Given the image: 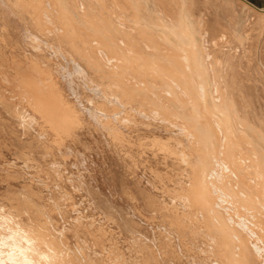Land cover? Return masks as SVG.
Wrapping results in <instances>:
<instances>
[{"label":"rangeland","instance_id":"1","mask_svg":"<svg viewBox=\"0 0 264 264\" xmlns=\"http://www.w3.org/2000/svg\"><path fill=\"white\" fill-rule=\"evenodd\" d=\"M47 1L44 0V3L47 7H50L51 2ZM82 1L71 0V3L81 6ZM105 1L109 6L112 4L111 0ZM116 1L121 5L123 3V6L126 2V0ZM137 1L140 3L139 14H142L141 17L144 16L142 20L146 16L148 26L151 27V32H154L152 33V35L154 34L153 41H157L154 42L151 51L153 54H158L169 47H165L168 44L162 39L163 35L161 34L163 31L160 30L162 29L160 24L168 16L177 14L181 0ZM12 2L13 0H0V27L3 29L1 31L0 28V34L2 33L0 35V46L2 45L0 47V116H2L0 117V166H3L0 167V194L2 193L0 195V219L8 220L11 218L10 221L15 222L17 220L15 223L20 222L23 224L20 225L24 228L28 223L27 228L40 229L39 231L45 233L44 235L48 237V240L50 237L51 243L59 252L65 249V252L61 253L66 256L67 261L69 260V264H104V262L105 264H139L137 262H140V264H153L154 262V264H231L232 262L236 264H264V240L261 239L258 233V228L262 226L261 224H264V219L261 218V215L264 216V207L262 206L264 195L261 193L264 184V17L261 12L264 8V5L262 6L264 0H186L185 6L196 28L195 39L198 44L196 58L200 66L206 64V74L208 73L206 83L210 91L207 90V92L211 95L206 96V104H210L209 96L217 97L215 94H219L220 101L216 99L215 102L217 104L219 102L217 105L219 109H223L228 113L231 126L227 128L221 125L219 133L209 132L212 139L198 142L194 146L193 139L185 129L186 123L190 122L188 118L190 119L193 105L191 102L187 105H181L177 102L178 99H191L190 92L181 87L179 83L172 82L164 74L154 73L151 89L158 92L151 91L152 95L154 93L152 96L154 100L153 108L151 107L148 113L142 114V111L133 107L135 111L134 130L129 133L127 129L122 128L125 135H131L129 137L131 144L129 146L123 144V147L113 143L107 132L96 122L95 114H93L94 107L88 102V98H95L99 94L98 86L96 82L90 81L92 80L91 76L84 68L79 70L76 67V63L79 64V62L75 56L70 55V52L63 48L64 46L59 41L60 36L57 33L56 24H53L54 26L50 28V31L38 30V32L36 28L33 29L28 24L29 20L26 14L20 15L18 18V14L12 9ZM253 7L256 8L253 9ZM257 8H259V12L256 11ZM117 11L121 15L129 13L122 9ZM154 11L156 12L154 13ZM150 15L153 17H150ZM154 16H157V18ZM152 20L155 21L156 26ZM258 24L262 25L263 29ZM5 25L6 27H4ZM257 28L260 30L257 31ZM155 34L158 39L155 38ZM33 35L37 36L33 37ZM52 37L55 39H52ZM38 42H42L43 46L42 43ZM4 45L10 48L5 49ZM56 55L58 56L56 57ZM13 56H16V59ZM30 61L40 63V68L45 65L46 67L44 66V69H42L48 71L57 81V85L65 97L83 113L88 126L74 138H65L54 142L53 132L42 127L43 124L38 116L32 114L31 109L24 102L12 96V84L1 79L2 73L12 76V69L16 64L24 68ZM168 84L172 88L175 87V89L173 88L177 99H173L175 101L168 99V92L165 91L168 89ZM165 86L166 89H163ZM177 89H180L181 93ZM187 91L189 93H185ZM155 94L157 95L155 96ZM185 94L188 95L185 96ZM157 96L161 99L156 98ZM155 100L158 101V104H155ZM22 106L25 108V112ZM194 106L197 107L196 112L199 111V114L202 107ZM168 108L170 109L168 110ZM14 109H17L20 114L25 113L26 116L28 115L27 117L33 118L32 116H35L36 118L23 126L21 120L14 115L16 112ZM171 110L175 112L172 114L173 117H171ZM180 117L182 121H180ZM175 125L176 127H174ZM196 129L198 133L203 135L204 131L200 125L196 126ZM228 131H230V134ZM230 135L231 141L228 139ZM177 136L181 137L178 138ZM186 142L188 143L185 144ZM42 146H44V149ZM231 148L233 149L232 152ZM210 150L211 152H209ZM182 151H185L188 155L183 160L180 157ZM238 155L242 157L239 156L240 158H238ZM225 160L226 162H223ZM240 161L242 162L240 163ZM238 162L240 165L237 164ZM8 163L13 165L9 166ZM51 177L53 178L51 179ZM248 177L251 179L250 181ZM26 178L29 182L31 181V184L27 182ZM45 178L46 180H44ZM54 184H57V186ZM189 184L201 188L199 192L194 188H190V194L196 195L195 205L193 206L187 204L184 196V190L188 188ZM260 193L261 195H259ZM254 195H256L255 201L258 205L256 203H252L250 207L243 205V209L240 206L239 210L244 211H239L240 215H238L235 212L236 204L240 203L241 199H246L248 196L253 197ZM56 202L59 204L57 205ZM184 202L185 204H183ZM248 212L250 216H248ZM245 213H247V216L244 215ZM192 214L196 217H192ZM182 215L186 217L184 218ZM181 217L185 219L184 222L181 221ZM190 217H192L191 220ZM259 221L261 226L251 225L252 222ZM82 227L89 230L86 231ZM99 228L105 232H102ZM90 234L94 237L95 242ZM245 234L252 245V248H249L250 252L247 260H245L246 257L238 255L237 247V241L240 239H242V242H240L242 246H246V243H248L245 241ZM103 248L105 251L102 250ZM141 252L142 254H140Z\"/></svg>","mask_w":264,"mask_h":264},{"label":"bare ground","instance_id":"2","mask_svg":"<svg viewBox=\"0 0 264 264\" xmlns=\"http://www.w3.org/2000/svg\"><path fill=\"white\" fill-rule=\"evenodd\" d=\"M51 2L50 7H47L44 0H13L12 9L20 15L26 14L28 16V24L36 30L40 31H50V28L56 24L57 33L60 36L59 41L63 45L70 55H74L79 64L76 63V67L79 70L83 68L90 74V81L96 82L98 86V95L95 98H88V102L94 107V113L96 122L101 125L102 129L107 132L113 143L119 147H123V144L130 145L131 135H125L123 129H127L128 132L132 133L134 126V109H138L144 113H148L154 104L153 91L152 88V75L154 73L159 75L164 74L172 82L175 81L179 83L181 87L188 90L185 93H189L191 96L189 100L187 99H176L174 90L171 85L165 90L168 93L169 100H177L181 105L191 104L193 105L192 113L189 116L190 121L186 123L185 129L187 134L193 139V145L195 146L198 142L208 141L212 139L210 136V131L219 133L220 127L226 126L227 128L231 126L230 119L228 118V113L223 109H219L218 104L215 102L219 100V94L217 97L208 98L211 100L210 104H206V96H208V85L206 80V67L205 65L200 66L196 58L197 52V41L195 39L196 28L189 17V12L186 5V0H181L180 7L178 8L177 14L174 16H168L167 19L160 24V29L163 31L162 39L169 46L163 49L158 54H153L151 51L155 40L153 41V36L151 32V27L148 26V22L142 20V14H139L140 3L137 0H126L125 5L119 4L116 0H111L112 4L107 5L105 0H83L81 6L71 3V0H48ZM47 1V2H48ZM73 1V0H72ZM123 1V0H122ZM149 1V0H148ZM190 1V0H189ZM3 2V1H2ZM46 2V1H45ZM152 2V1H151ZM121 3V1H120ZM142 3V2H141ZM150 3V2H149ZM260 3V2H259ZM49 4V3H48ZM147 4V3H145ZM262 4V3H261ZM151 5V4H150ZM258 5V4H256ZM264 3L262 4V6ZM8 6V5H7ZM49 6V5H48ZM144 6V4H143ZM148 6V5H147ZM145 7V6H144ZM153 7V6H152ZM155 7V6H154ZM193 7V6H192ZM257 7V6H256ZM255 7V8H256ZM149 8V7H148ZM253 7V9H255ZM4 9V8H3ZM118 9L126 10L129 13L126 15H121ZM143 9V8H142ZM152 9V8H151ZM157 9V8H156ZM155 9V10H156ZM259 8H257V12ZM10 10V8H9ZM146 10V9H144ZM150 10V9H149ZM4 11V10H3ZM12 11V10H11ZM153 11V10H151ZM150 11V13H151ZM254 10V12H256ZM261 11V10H260ZM143 12V11H142ZM156 11H154L155 13ZM159 12V11H158ZM264 17V8L261 11ZM1 13V12H0ZM11 13V12H10ZM13 13V12H12ZM119 13V14H118ZM122 13V12H121ZM160 13V12H159ZM162 13V12H161ZM160 15V14H159ZM162 15V14H161ZM164 15V14H163ZM162 15V16H163ZM8 16V15H7ZM16 16V15H15ZM25 16V17H26ZM149 16V14H148ZM158 16V15H157ZM157 16H154L157 18ZM161 16V17H162ZM192 16V15H191ZM6 17V16H5ZM4 17V18H5ZM150 17H153L150 15ZM262 17V16H261ZM260 17V18H261ZM262 17V18H263ZM17 18V19H18ZM160 18V16H159ZM150 20L149 18H147ZM7 20V19H6ZM156 20V19H155ZM158 20V19H157ZM2 21V20H1ZM153 21V20H152ZM161 21V20H160ZM159 21V22H160ZM198 21V19H197ZM263 21V20H261ZM260 21V22H261ZM155 24V21H153ZM151 22V23H153ZM259 22V20H258ZM12 23V21H11ZM196 23V22H195ZM9 24V23H8ZM14 24V23H13ZM22 24V23H21ZM263 24V23H262ZM151 25V24H149ZM158 25V24H157ZM2 26V25H1ZM9 26V25H7ZM29 26V27H30ZM156 26V24H155ZM258 26H260L258 24ZM262 26V25H261ZM260 26V27H261ZM264 26V25H263ZM6 27V25L4 26ZM154 27V26H153ZM1 28V27H0ZM20 28V27H19ZM155 28V27H154ZM259 28V27H258ZM257 28V31L260 30ZM262 28V27H261ZM13 29V28H12ZM25 29V28H24ZM156 29V28H155ZM263 29V28H262ZM3 29L1 28V31ZM35 30V31H36ZM264 30V29H263ZM261 30V31H263ZM7 31V30H6ZM27 31V30H26ZM159 31V28H158ZM4 32V31H3ZM9 32V31H8ZM7 32V33H8ZM20 32V31H19ZM24 32V31H22ZM39 32V31H38ZM10 33V32H9ZM42 33V32H40ZM39 33V34H40ZM50 33V32H49ZM53 33V32H52ZM55 33V32H54ZM159 33V32H158ZM263 33V32H261ZM2 34V33H1ZM0 34V35H1ZM29 34V32H28ZM27 34V35H28ZM38 34V33H37ZM45 34V32H44ZM47 34V33H46ZM157 34V33H156ZM155 34V36H156ZM11 35V34H10ZM48 35V34H47ZM45 35V36H47ZM51 35V34H50ZM25 36V35H24ZM30 36V34H29ZM32 36V35H31ZM37 36V35H33ZM42 36V35H41ZM57 36V35H56ZM54 36V37H56ZM9 37V35H8ZM44 37V36H43ZM51 37V36H50ZM52 37V39L54 38ZM222 37V36H220ZM225 37V36H224ZM3 38V37H2ZM39 38V37H38ZM157 38V36L155 37ZM13 39V38H12ZM29 39V38H28ZM33 39V38H32ZM31 39V40H32ZM55 39V38H54ZM158 39V38H157ZM156 39V40H157ZM239 39V38H238ZM57 40V39H56ZM221 40V39H220ZM225 40V38H224ZM1 41V40H0ZM33 41V40H32ZM36 41V40H35ZM34 41V42H35ZM38 41V40H37ZM41 41V40H40ZM58 41V40H57ZM228 41V40H227ZM239 41V40H238ZM258 41V39H257ZM157 42V41H156ZM155 42V43H156ZM223 42V41H222ZM260 42V41H259ZM263 42V41H262ZM6 43V42H5ZM4 43V44H5ZM15 43V42H14ZM30 43V42H28ZM33 43V42H31ZM40 43V42H38ZM42 43V42H41ZM40 43V44H41ZM46 43V42H45ZM227 43V42H226ZM36 44V42H35ZM48 44V43H47ZM58 44V43H57ZM225 44V43H224ZM261 45V44H260ZM259 45V46H260ZM2 46V45H1ZM0 46V47H1ZM6 47V45H4ZM13 46V45H12ZM18 46V45H17ZM36 46V45H35ZM41 46V45H40ZM43 46V43H42ZM41 46V48H42ZM258 46V47H259ZM28 47V46H27ZM257 47V49H258ZM4 48V47H3ZM2 48V49H3ZM10 48V47H9ZM5 48V49H9ZM16 48V47H15ZM29 48V47H28ZM36 48V47H34ZM40 48V47H39ZM58 48V47H57ZM154 48V47H153ZM256 48V47H255ZM17 49V48H16ZM15 49V51H16ZM20 49V48H18ZM31 49H33L31 47ZM46 49V48H45ZM59 49V48H58ZM256 49V50H257ZM4 50V49H3ZM22 50V49H21ZM54 50V49H53ZM63 50V49H62ZM255 50V51H256ZM25 51V50H24ZM48 51V50H47ZM46 51V53H47ZM50 51V50H49ZM55 51V50H54ZM264 51V50H263ZM8 52V50H7ZM6 52V53H7ZM22 52V51H21ZM2 53V52H1ZM5 53V52H4ZM20 53V52H19ZM27 53V51H26ZM45 53V54H46ZM61 53V52H58ZM264 53V52H263ZM16 54V53H15ZM23 54V53H22ZM25 54V53H24ZM23 54V55H24ZM51 54V53H50ZM49 54V55H50ZM52 55V54H51ZM60 55V54H58ZM56 55V57L58 56ZM259 55V54H258ZM12 56V55H11ZM63 56V55H62ZM14 57V56H13ZM27 57V56H26ZM31 57V56H30ZM48 57V55H47ZM68 57V56H67ZM209 57V56H208ZM22 58V57H21ZM52 58V57H51ZM254 58V57H253ZM258 58V57H257ZM255 58V59H257ZM16 59V56L14 57ZM63 59V58H62ZM67 59V58H66ZM69 59V58H68ZM18 60V59H17ZM58 60V59H57ZM60 60V59H59ZM213 60V59H212ZM13 61V60H12ZM20 61V60H19ZM23 61V60H22ZM40 61V60H39ZM38 61V62H39ZM52 61V60H51ZM50 61V62H51ZM68 61V60H67ZM70 61V60H69ZM211 61V60H210ZM24 62V61H23ZM37 62V61H36ZM35 61H30L24 68L20 67L18 64L12 69V76L2 73L1 79L4 82L12 84V96L16 97L21 102H24L27 107L32 111V114L38 116L42 127L53 132L55 139L54 142L63 140L65 138H74L80 131L88 126V122H85L84 115L75 106L74 103L65 97L62 90L58 87L57 81L48 73V71L43 70L44 66L40 68V63L37 64ZM41 62V61H40ZM57 62V61H56ZM63 62V61H62ZM73 62V61H72ZM214 62V61H213ZM216 62V61H215ZM47 63V62H46ZM54 63V62H53ZM219 63V61H218ZM22 64V63H21ZM209 64V63H208ZM212 64V62H211ZM214 64V63H213ZM9 65V64H8ZM69 65V64H68ZM74 65V64H73ZM72 65V66H73ZM50 66V65H49ZM5 67V66H4ZM10 67V66H9ZM46 67V66H45ZM74 67V66H73ZM75 67V68H76ZM8 68V66H7ZM13 68V67H12ZM50 68V67H49ZM10 69V68H9ZM72 69V68H71ZM211 69V68H209ZM214 69V68H213ZM9 71V70H7ZM50 71V70H49ZM59 71V70H58ZM69 71V70H68ZM74 71V70H73ZM208 71V70H207ZM211 71V70H210ZM51 72V71H50ZM213 72V71H212ZM77 74V72H75ZM52 74V72H51ZM73 74V73H72ZM215 74V73H214ZM54 75V74H53ZM75 75V74H74ZM212 75V74H211ZM89 76V77H90ZM209 76V75H208ZM214 76V75H213ZM58 77V76H57ZM77 77V76H76ZM83 76L81 75V78ZM207 77V79H206ZM79 78V77H78ZM162 78V77H161ZM59 79V78H58ZM57 79V80H58ZM163 79V78H162ZM211 79V78H210ZM85 80V79H84ZM154 80V79H153ZM62 81V80H61ZM75 81V80H74ZM155 81V80H154ZM160 81V80H159ZM170 81V82H171ZM164 82V81H163ZM174 82V83H175ZM86 83V82H85ZM159 83V82H158ZM65 84V83H64ZM165 84V83H164ZM167 84V83H166ZM71 85V84H70ZM93 85V84H90ZM173 85V84H172ZM89 86V85H88ZM164 86V85H163ZM162 86V87H163ZM179 86V85H178ZM177 86V87H178ZM94 87V86H93ZM180 87V86H179ZM180 87V89H181ZM75 88V87H74ZM154 88V84H153ZM161 89V88H160ZM159 89V90H160ZM166 89V86L165 88ZM177 89L178 92H180ZM70 90V89H69ZM79 90V89H78ZM162 90V89H161ZM183 90V89H182ZM181 90V91H182ZM155 91V90H154ZM153 91V92H154ZM72 92V91H71ZM156 93L158 91H155ZM177 92V91H176ZM184 92V91H183ZM70 93V92H68ZM87 93V92H85ZM181 93V92H180ZM66 94V93H65ZM94 94V93H93ZM3 95V94H2ZM75 95V94H74ZM92 95V94H91ZM89 95V96H91ZM157 94H155L156 96ZM161 95V94H160ZM166 95V94H165ZM178 95V94H177ZM188 95V94H187ZM185 94V96H187ZM211 95V94H210ZM214 95V94H213ZM79 96V95H77ZM154 96V97H155ZM159 96V94H158ZM156 98H160V97ZM180 96V94H179ZM182 96V95H181ZM74 97V96H73ZM84 97V96H83ZM163 97V96H161ZM178 97V96H177ZM211 97V98H210ZM15 98V99H16ZM77 98V97H76ZM85 98V97H84ZM183 98V97H181ZM187 98V97H186ZM2 99V98H1ZM6 99V98H5ZM100 99V100H98ZM161 99V98H160ZM167 99V97H166ZM222 99V98H221ZM7 100V99H6ZM75 100V99H74ZM165 100V99H163ZM173 100V101H175ZM9 101V100H8ZM168 101V100H167ZM16 102V101H15ZM20 102V103H21ZM158 102V101H157ZM155 100V104L157 103ZM163 102V101H162ZM160 102V103H162ZM176 102V103H177ZM18 103V102H17ZM223 103V102H222ZM22 104V103H21ZM19 104V105H21ZM85 104V102H84ZM158 104V103H157ZM164 104V103H163ZM168 104V103H165ZM4 105V104H3ZM2 105V106H3ZM18 105V106H19ZM194 105L202 107L200 113L196 112ZM24 106V105H23ZM22 106V107H23ZM17 107V106H16ZM26 107V108H27ZM92 107V108H93ZM157 107V105H156ZM155 107V108H156ZM168 107V106H167ZM183 107V106H182ZM1 108V107H0ZM153 108V107H152ZM161 108V107H160ZM163 108V107H162ZM18 109V108H17ZM17 109L14 115H16L23 126H26L31 122L35 116L27 117L24 114L18 113ZM22 109V108H20ZM24 112L25 108L23 107ZM28 109V108H27ZM170 108H168L169 110ZM201 109V108H200ZM29 111V110H27ZM3 112V111H2ZM1 112V114H2ZM30 112V111H29ZM27 112V113H29ZM163 112V111H162ZM171 117H173V110H171ZM186 112V111H185ZM244 112V111H243ZM165 113V112H164ZM175 113V112H174ZM188 113V112H187ZM160 114V113H159ZM169 114V113H168ZM167 114V115H168ZM178 114V113H177ZM185 114V113H184ZM149 115V114H148ZM147 115V116H148ZM155 115V114H154ZM157 115V114H156ZM182 115V113H181ZM8 116V115H7ZM162 117L161 115H157ZM164 116V115H163ZM180 116V115H178ZM186 116V115H185ZM215 118L213 119L212 118ZM2 117V116H0ZM143 117V116H142ZM155 117V116H154ZM170 117V115H169ZM183 117V116H182ZM187 117V116H186ZM5 118V117H4ZM12 118V117H11ZM138 118V117H137ZM145 118V117H144ZM153 118V117H152ZM151 118V119H152ZM175 118V116H174ZM181 118V117H180ZM147 119V118H146ZM150 120V118H148ZM162 119V118H160ZM159 119V120H160ZM171 119V118H170ZM154 120V118H153ZM164 120V119H162ZM179 120V119H178ZM184 120V119H183ZM6 121V120H5ZM90 121V119H89ZM155 121V120H154ZM182 121V118L181 120ZM95 122V123H96ZM167 122V121H166ZM178 122V121H177ZM232 122V121H231ZM1 123V122H0ZM171 123V122H170ZM174 123V121H173ZM41 124V125H42ZM144 124V123H143ZM152 124V123H151ZM183 124V123H182ZM185 124V123H184ZM200 125L204 133L201 135L197 132L196 126ZM15 125V124H14ZM91 125V124H90ZM156 125V124H155ZM174 125V124H173ZM177 125V124H176ZM176 125L174 127H176ZM96 126V125H95ZM141 126V125H140ZM178 126V125H177ZM35 127V126H34ZM124 127V128H123ZM150 127V126H149ZM173 127V126H172ZM181 127V126H180ZM225 127V128H226ZM11 128V127H10ZM19 128V127H18ZM24 128V127H23ZM123 128V129H122ZM148 128V127H147ZM155 128V127H154ZM161 128V127H160ZM167 128V127H165ZM183 128V127H182ZM30 129V128H29ZM36 129V128H35ZM136 129V128H135ZM184 129V128H183ZM21 130V128H20ZM43 130V129H42ZM232 130V129H231ZM24 131V130H23ZM30 131V130H29ZM227 131V130H226ZM37 132V131H36ZM46 132V130H45ZM48 132V131H47ZM183 132V131H182ZM185 132V131H184ZM185 132V133H186ZM230 134V131H228ZM226 132V133H228ZM232 132V131H231ZM32 133V132H31ZM34 133V132H33ZM49 133V132H48ZM134 133V132H133ZM11 134V133H10ZM13 134V133H12ZM22 134V133H21ZM148 134V133H147ZM177 134H179L177 132ZM184 134V133H183ZM186 134V135H187ZM227 134V135H229ZM29 135V134H28ZM34 135V134H33ZM37 135V134H36ZM35 135V136H36ZM48 135V134H47ZM167 135V134H166ZM165 135V136H166ZM185 135V136H186ZM226 135V137H227ZM12 136V135H11ZM22 136V135H21ZM43 136V135H42ZM145 136V135H144ZM184 136V135H183ZM223 136V135H222ZM13 137V136H12ZM16 137V136H15ZM44 137V136H43ZM154 137H156L154 135ZM158 137V136H157ZM162 137V135H161ZM178 138L181 136H177ZM189 137V136H187ZM219 137V136H218ZM23 138V137H22ZM25 138V136H24ZM28 139V137H27ZM30 139V138H29ZM35 139V138H34ZM165 139V137H164ZM174 140V138L172 137ZM177 139V138H176ZM229 141L232 140L231 135L228 138ZM16 140V139H15ZM37 140V139H36ZM44 140V138H43ZM110 140V141H111ZM135 140V139H134ZM143 140V139H142ZM141 140V141H142ZM157 140V139H156ZM167 140V138H166ZM171 140V139H170ZM183 140V139H182ZM215 140V139H214ZM219 140V139H218ZM224 140V139H222ZM19 141V140H18ZM29 141V140H27ZM35 141V140H34ZM180 140L178 139V142ZM187 141V140H186ZM213 141V140H212ZM21 142V141H20ZM48 142V141H47ZM165 142V141H164ZM225 142V140H224ZM52 144L51 142H48ZM155 143V142H154ZM170 143V142H169ZM183 143V142H182ZM186 142L185 144H187ZM214 143V142H213ZM12 144V143H11ZM16 144V142H15ZM14 144V145H15ZM25 144V143H24ZM27 144V143H26ZM36 144V143H35ZM173 144V143H172ZM180 144V142H179ZM208 144V143H207ZM216 144V143H215ZM22 145V144H21ZM34 145V144H33ZM57 145V144H56ZM90 145V144H89ZM164 145V144H163ZM175 145V144H174ZM47 146V144H46ZM53 146V145H52ZM58 146V145H57ZM229 146V144H228ZM233 146V145H232ZM44 146H42L43 148ZM65 147V146H64ZM111 147V146H110ZM168 147V146H166ZM216 147V146H215ZM224 147V146H223ZM235 147V146H234ZM29 148V147H28ZM36 148V147H35ZM92 148V147H91ZM154 148V147H153ZM178 148V147H177ZM222 148V147H221ZM33 149V148H32ZM31 149V150H32ZM44 149V148H43ZM54 149V148H53ZM56 149V148H55ZM101 149V148H100ZM176 149V148H175ZM179 149V148H178ZM184 149V148H183ZM218 149V147H217ZM224 149V148H223ZM20 150V149H19ZM47 150V149H46ZM180 150V149H179ZM30 151V150H29ZM172 151V150H171ZM233 149L231 148V152ZM14 152V151H13ZM16 152V151H15ZM42 152V151H41ZM176 152V151H175ZM211 152V150L209 151ZM3 153V152H2ZM30 153V152H29ZM62 153V152H61ZM145 153H147L145 151ZM154 153V152H153ZM208 153V152H207ZM32 154V153H31ZM39 154V153H37ZM119 154V153H118ZM149 154V153H148ZM174 154V153H173ZM222 154V153H221ZM5 155V154H4ZM36 155V154H35ZM45 155V154H43ZM122 155V154H121ZM120 155V156H121ZM161 155V154H160ZM167 155V154H165ZM186 152L182 151L180 153L181 159H185ZM235 155V154H234ZM242 155V154H241ZM238 155V158L242 157ZM29 156V155H28ZM59 156V155H58ZM63 156V155H62ZM240 156V157H239ZM244 156V155H243ZM11 157V156H10ZM14 157V156H13ZM32 157V156H31ZM40 157V156H39ZM123 157V156H122ZM30 158V157H29ZM34 158V157H33ZM46 158V156H45ZM67 158V157H66ZM76 158V157H75ZM14 159V158H13ZM38 159V157H37ZM40 159V158H39ZM244 159V158H243ZM12 160V159H11ZM15 160V159H14ZM13 160V161H14ZM25 160V158H24ZM60 160V159H59ZM203 160V159H202ZM242 160V159H241ZM245 160V159H244ZM9 161V160H8ZM42 161V160H41ZM48 161V160H47ZM63 161V159H62ZM222 161V160H221ZM237 161V160H235ZM11 162V161H9ZM19 162V161H18ZM25 162V161H24ZM68 162V161H67ZM223 162H226L223 161ZM222 162V163H223ZM242 161H240L241 163ZM1 163V162H0ZM17 163V162H16ZM21 163V162H20ZM50 163V162H49ZM52 163V162H51ZM130 163V161H129ZM246 163V162H245ZM5 164V163H4ZM11 166L12 163H8ZM7 164V165H8ZM19 164V163H18ZM32 164V163H31ZM30 164V165H31ZM41 164V163H40ZM47 164V163H46ZM204 164V163H203ZM239 164V162L237 163ZM244 164V163H243ZM13 165V164H12ZM43 165V164H42ZM74 165V164H73ZM240 165V164H239ZM242 165V164H241ZM46 166V165H45ZM52 166V165H51ZM62 166V165H60ZM76 166V165H75ZM198 166V165H197ZM200 166V165H199ZM203 166V165H202ZM3 167V166H0ZM17 167V166H16ZM28 167V166H27ZM32 167V166H31ZM34 167V166H33ZM42 167V166H41ZM48 167V166H47ZM46 167V168H47ZM151 167V166H150ZM10 168V167H9ZM25 168V167H22ZM59 168V167H58ZM57 168V169H58ZM199 168V167H197ZM3 169V168H2ZM14 169V167H13ZM17 169V168H16ZM63 169V168H62ZM134 169V168H133ZM15 170V169H14ZM21 170V169H20ZM37 170V169H36ZM44 170V169H43ZM196 170V169H195ZM258 170V169H257ZM19 171V170H18ZM62 171V170H61ZM228 171V170H227ZM22 172V171H21ZM256 172V170H255ZM11 173V172H10ZM13 173V171H12ZM20 173V172H19ZM24 173V172H22ZM38 174V173H37ZM62 174V173H61ZM161 174V173H160ZM241 174V173H240ZM44 175V174H43ZM78 175V174H77ZM244 175V174H243ZM1 176V175H0ZM23 176V174H22ZM28 176V174H27ZM40 176V175H39ZM68 176V175H66ZM251 176V175H250ZM249 176V177H250ZM259 176V175H258ZM5 177V176H3ZM38 177V176H37ZM214 177V176H213ZM241 177V176H240ZM248 180L250 181L251 179ZM255 177V176H254ZM53 177H51L52 179ZM78 178V177H77ZM251 178V177H250ZM22 179V178H20ZM24 179V178H23ZM27 179V178H26ZM34 179V178H33ZM37 179V178H36ZM41 179V178H40ZM66 179V177H65ZM64 179V180H65ZM257 179V178H256ZM28 180V179H27ZM38 180V179H37ZM46 180V178L44 179ZM69 180V179H68ZM71 180V179H70ZM151 180V178H150ZM13 181V180H12ZM11 181V182H12ZM23 181V180H22ZM26 181V180H25ZM210 181V180H208ZM248 181V182H249ZM256 181V180H255ZM19 182V180H18ZM28 183L29 180L27 181ZM51 182V180H50ZM61 182V181H60ZM64 182V181H63ZM66 182V181H65ZM76 182V181H75ZM196 182V181H195ZM253 182V181H252ZM263 182V181H262ZM261 182V184H262ZM23 183V182H22ZM35 183V182H34ZM55 183V181H54ZM62 183V182H61ZM73 183V182H72ZM83 183V182H82ZM205 183V182H204ZM203 183V184H204ZM31 184V183H30ZM37 184V183H36ZM50 184V183H48ZM145 184V183H144ZM149 184V183H148ZM210 184V182H209ZM249 184V183H248ZM252 184V183H251ZM260 184V183H259ZM257 184V186H259ZM13 185V184H12ZM22 185V184H20ZM24 185V184H23ZM34 185V184H33ZM39 185V184H38ZM57 186V184H54ZM70 185V184H69ZM77 185V183H76ZM80 185V184H79ZM83 185V184H82ZM85 185V184H84ZM256 185V183H255ZM10 186V185H9ZM75 186V185H74ZM78 186V185H77ZM73 187V186H72ZM71 187V188H72ZM79 187V186H78ZM188 188L184 190V196L186 198L187 204L190 206L195 205L196 195L190 194V188H194L197 192L201 191V188L189 184ZM256 187V186H255ZM6 188V187H4ZM48 188V187H47ZM55 188V187H54ZM57 188V187H56ZM184 188V187H183ZM18 189V188H17ZM21 189H23L21 187ZM52 189V188H51ZM74 189V188H73ZM147 189V188H146ZM223 189V188H222ZM258 189V187H257ZM262 192L264 195V184L262 185ZM6 190V189H5ZM12 190V189H11ZM19 190V189H18ZM49 190V189H48ZM148 190V189H147ZM42 191V190H41ZM56 191V190H55ZM54 191V192H55ZM64 191V190H63ZM66 191V190H65ZM64 191V192H65ZM43 192V191H42ZM78 192V190H77ZM183 192V191H182ZM168 193V192H167ZM205 193V192H204ZM259 193V192H258ZM261 193L259 195H261ZM2 194V193H1ZM0 194V195H1ZM59 194V193H58ZM57 194V195H58ZM65 195V194H64ZM170 195V194H169ZM258 195V196H259ZM63 196V195H62ZM203 196V195H202ZM246 196V195H245ZM256 195L248 196L246 199L243 198L238 201L235 206V212L240 215V206L242 209L245 207H250L252 203H256ZM38 197V196H37ZM46 197V196H45ZM205 199L206 196H204ZM60 198V197H59ZM62 198V197H61ZM60 198V199H61ZM64 198V197H63ZM69 198V197H68ZM182 198V197H181ZM231 198V197H230ZM264 198V196H263ZM40 199V198H39ZM70 199V198H69ZM73 199V198H72ZM105 199V198H104ZM133 199V198H132ZM176 199V198H175ZM184 199V198H183ZM199 199V198H197ZM210 199V198H209ZM64 200V199H63ZM81 200V199H80ZM134 200V199H133ZM174 200V199H173ZM3 201V200H2ZM61 201V200H59ZM58 201V202H59ZM66 201V200H65ZM71 201V200H70ZM184 201V200H183ZM228 201V200H227ZM233 201V200H232ZM104 202V201H103ZM40 203V202H39ZM55 203V202H54ZM57 203V202H56ZM82 203V202H81ZM108 203V202H107ZM1 204V203H0ZM5 204V203H4ZM59 203H57L58 205ZM83 204V203H82ZM90 204V203H89ZM185 204V202L183 203ZM234 204V202H233ZM84 205V204H83ZM112 205V204H111ZM258 205V204H257ZM1 206V205H0ZM9 206V205H8ZM7 206V207H8ZM13 206V205H12ZM69 206V205H68ZM75 206V205H74ZM264 207V202L263 205ZM6 207V206H5ZM61 207V206H60ZM72 207V206H70ZM76 207V206H75ZM98 207V206H97ZM74 208V207H73ZM258 208V207H257ZM5 209V208H3ZM41 209V208H40ZM53 209V208H52ZM174 209V208H172ZM185 209V208H184ZM183 209V210H184ZM210 209V208H209ZM255 209V208H254ZM259 209V208H258ZM8 210V209H7ZM10 210V209H9ZM59 210V209H58ZM56 211V210H55ZM85 211V209H84ZM172 211V210H171ZM185 211V210H184ZM211 211V209H210ZM4 212V211H3ZM181 212V211H180ZM179 212V214H180ZM252 212V211H251ZM7 214V211L5 212ZM13 213V212H12ZM15 213V212H14ZM182 213H184L182 211ZM213 213V212H212ZM16 214V213H15ZM185 214V213H184ZM188 214V213H187ZM191 214V213H190ZM14 215V214H13ZM88 215V214H87ZM97 215V214H96ZM181 215V214H180ZM189 215V214H188ZM187 215V216H188ZM192 217H196L193 216ZM213 215V214H212ZM247 216V213L244 214ZM255 215V214H254ZM253 215V216H254ZM7 216V215H5ZM20 217L19 215H16ZM176 216V215H175ZM183 216V215H182ZM248 216L249 212H248ZM13 217V216H12ZM83 217V216H82ZM87 217V216H86ZM89 217V216H88ZM94 217V216H93ZM184 218L186 216H183ZM181 217V219L183 218ZM190 217V220L191 218ZM256 217V216H255ZM258 217V216H257ZM260 217V215H259ZM258 217V218H259ZM16 218V217H15ZM14 218V219H15ZM79 218V217H78ZM81 218V217H80ZM98 218V217H97ZM177 218V217H175ZM264 219V216L261 215ZM11 220V218H9ZM7 219H0V264H67L66 256L63 255L59 250H57L53 243L49 240L41 231L28 227L24 228L23 224L15 223ZM18 219V218H16ZM88 219V218H87ZM187 219V218H186ZM21 220V219H20ZM91 220V219H90ZM178 220V219H177ZM185 219L181 221L184 222ZM170 221V220H169ZM177 222V221H176ZM171 223V222H170ZM259 222H252L253 225L261 226L258 228V233L261 239L264 240V224H259ZM21 224V225H20ZM36 224V223H35ZM175 224V223H174ZM78 225V224H77ZM83 225V224H81ZM98 225V224H97ZM100 225V224H99ZM101 226V225H100ZM73 227V226H72ZM86 227V226H85ZM98 227V226H97ZM39 228V227H37ZM83 228V227H82ZM90 228V227H89ZM84 229V228H83ZM101 229V228H99ZM108 229V228H107ZM225 229V228H224ZM82 230V229H81ZM86 230V229H84ZM89 230V229H87ZM86 230V231H87ZM98 230V229H97ZM102 232L104 231L101 229ZM45 231V230H44ZM80 231V229H79ZM96 231V230H95ZM48 232V231H46ZM82 232V231H81ZM91 232V231H90ZM105 232V231H104ZM238 232V231H237ZM66 233V232H65ZM85 233V231H84ZM110 233V232H109ZM60 234V233H59ZM89 234V233H88ZM99 234V233H98ZM112 234V233H111ZM67 235V234H66ZM79 235V234H78ZM91 235V234H90ZM248 235V234H247ZM53 236V235H52ZM62 236V234H61ZM235 236V235H234ZM246 236V234H245ZM81 237V236H80ZM90 237V236H89ZM91 237H93L91 235ZM98 237V236H97ZM105 237V236H104ZM228 237V236H226ZM55 238V237H53ZM229 238V237H228ZM237 238V237H236ZM57 239V237H56ZM60 239V238H59ZM94 239V237H93ZM99 239V237H98ZM97 239V240H98ZM105 239V238H104ZM144 240V239H143ZM229 240V239H228ZM59 241V240H58ZM99 241V240H98ZM106 241V240H105ZM152 241V240H150ZM246 246H242L240 242L242 239L238 240V255L246 257L248 259L249 250L252 248L250 239L248 236L245 237ZM53 242V241H52ZM90 242V241H89ZM95 242V239H94ZM206 242V241H205ZM81 243V242H80ZM154 243V240H153ZM61 244V242H60ZM100 244V243H99ZM98 244V245H99ZM103 244V243H102ZM146 244V243H144ZM173 244V243H172ZM85 245V244H84ZM88 245V244H87ZM104 245V244H103ZM108 245V244H107ZM106 245V246H107ZM155 245V243H154ZM153 245V246H154ZM177 245V244H176ZM56 246V245H55ZM61 246V245H60ZM59 246V247H60ZM67 246V245H66ZM136 246V245H135ZM92 247V245H91ZM108 247V246H107ZM115 247V246H114ZM138 247V246H137ZM149 247V245H148ZM178 247V246H177ZM186 247V246H185ZM58 248V247H57ZM86 248V247H85ZM100 248V247H97ZM143 248V247H142ZM250 248V249H249ZM61 249V248H59ZM141 249V248H140ZM145 249V248H144ZM191 249V248H190ZM104 250V248L102 249ZM108 250V249H106ZM113 250V249H112ZM137 250V249H135ZM180 250V249H178ZM255 250V249H254ZM68 251V250H67ZM73 251V250H70ZM76 251V249H75ZM105 251V250H104ZM114 251V250H113ZM151 251V250H150ZM158 251V250H157ZM191 251V250H190ZM193 251V249H192ZM202 251V249H201ZM65 252V251H64ZM78 252V251H77ZM81 252V251H80ZM101 252V251H100ZM136 252V251H135ZM147 252V251H146ZM145 252V253H146ZM153 252V251H151ZM198 252V251H197ZM67 253V252H66ZM144 253V252H143ZM91 254V253H90ZM142 254V252L140 253ZM155 254V253H154ZM73 255V253H72ZM80 255V254H79ZM107 255V254H106ZM137 255V254H136ZM163 255V254H162ZM93 256V255H92ZM119 256V255H118ZM141 256V255H140ZM143 256V255H142ZM145 256H147L145 254ZM196 256V255H195ZM81 257V256H80ZM84 257V256H83ZM149 257V256H148ZM160 257V256H159ZM109 258V257H108ZM101 259V258H100ZM116 259V258H114ZM97 260V259H96ZM109 260V259H108ZM122 260V259H121ZM141 260V259H140ZM161 260V259H160ZM93 261V260H92ZM101 262V260H99ZM135 261V260H134ZM241 261V260H240ZM98 262V261H97ZM114 262V261H113ZM121 262V261H120ZM163 262V261H162ZM165 262V261H164ZM228 262V261H227ZM231 262V260H230ZM247 262V261H246ZM99 263V262H98ZM115 263V262H114ZM125 263V262H123ZM140 264V262H137ZM150 263V262H149ZM155 263V262H154ZM153 263V264H154ZM159 263V262H158ZM193 263V262H192ZM69 264V263H68ZM86 264V263H85ZM90 264V263H89ZM94 264V263H92ZM105 264V262H104ZM109 264V263H107ZM118 264V263H117ZM151 264V263H150ZM231 264H236L232 262ZM246 264V263H245Z\"/></svg>","mask_w":264,"mask_h":264}]
</instances>
